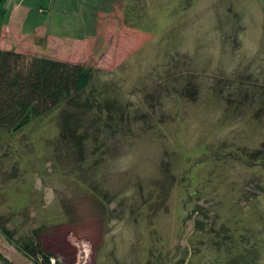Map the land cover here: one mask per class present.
<instances>
[{
	"label": "rangeland",
	"instance_id": "rangeland-1",
	"mask_svg": "<svg viewBox=\"0 0 264 264\" xmlns=\"http://www.w3.org/2000/svg\"><path fill=\"white\" fill-rule=\"evenodd\" d=\"M116 4L144 33L94 59L93 37L55 39L76 13L10 3L1 47L89 73L76 105L2 137L1 222L58 264H264V0ZM0 254L29 264L1 234Z\"/></svg>",
	"mask_w": 264,
	"mask_h": 264
},
{
	"label": "trees",
	"instance_id": "trees-1",
	"mask_svg": "<svg viewBox=\"0 0 264 264\" xmlns=\"http://www.w3.org/2000/svg\"><path fill=\"white\" fill-rule=\"evenodd\" d=\"M12 1L0 0V34L9 23L11 15L9 5ZM21 1L30 9L33 24L44 21L54 11L64 10L80 16L77 35H65L68 36L67 40L62 35L55 39L83 44L89 40V37H93L92 40L95 42L92 58L94 59H102L110 55L111 50L108 47L111 46V42L113 44L117 39L125 38L124 31L127 28L138 34L144 33L135 26L127 24L124 13H116L115 7L118 5L116 3L121 0H116L110 8H107L106 4L111 0H18V3L21 4ZM57 21L59 22L60 19ZM110 38H115L116 41ZM127 45V42L116 45L115 53L119 54L126 50ZM88 73L86 66L80 63L54 59L46 55L27 57L15 52L14 49L9 50L0 46V142L4 135L11 136L21 132L31 122L44 117L52 110L64 104L76 103L78 95L83 92L82 83ZM71 116L65 118L71 120L68 126V120L64 122V130L68 132L64 131L63 134L62 131L60 137L66 140L71 136L72 140L77 141L84 137V132L79 135L74 134L71 126L77 116L76 114ZM62 145L65 146L66 142L64 141ZM0 234L29 264H58L51 254L42 250L39 241L40 230H35L32 238L21 244L14 239L12 232L0 220ZM237 257L240 259L243 256L240 254ZM0 264L13 263L0 254Z\"/></svg>",
	"mask_w": 264,
	"mask_h": 264
}]
</instances>
